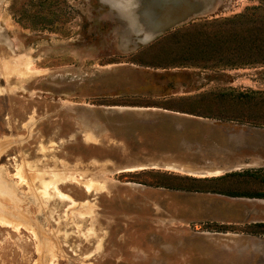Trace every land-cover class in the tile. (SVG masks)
I'll use <instances>...</instances> for the list:
<instances>
[{
	"label": "rangeland",
	"instance_id": "1",
	"mask_svg": "<svg viewBox=\"0 0 264 264\" xmlns=\"http://www.w3.org/2000/svg\"><path fill=\"white\" fill-rule=\"evenodd\" d=\"M116 2L0 0V264H264V63L181 34L264 0Z\"/></svg>",
	"mask_w": 264,
	"mask_h": 264
},
{
	"label": "trees",
	"instance_id": "2",
	"mask_svg": "<svg viewBox=\"0 0 264 264\" xmlns=\"http://www.w3.org/2000/svg\"><path fill=\"white\" fill-rule=\"evenodd\" d=\"M258 9L261 7H254L251 10ZM248 10L250 9L233 17L197 23L193 29L183 28L181 34L185 39L194 37V42L189 45L197 51L210 50L220 55L218 59L224 55L230 68L264 63V10L258 16L255 13H248ZM205 25L216 26L207 37L203 36L204 31L198 29L199 26ZM192 30H195L194 35L187 33ZM173 36V33L168 34L167 39Z\"/></svg>",
	"mask_w": 264,
	"mask_h": 264
},
{
	"label": "water",
	"instance_id": "3",
	"mask_svg": "<svg viewBox=\"0 0 264 264\" xmlns=\"http://www.w3.org/2000/svg\"><path fill=\"white\" fill-rule=\"evenodd\" d=\"M143 0H117L115 3L116 6H119L122 12H124L131 22L136 24L140 20V25H142L143 30L146 32V37L150 38L153 36L158 30L159 25L155 23L156 15L148 8L144 10L136 11V7ZM153 2H159L160 0H150ZM174 2H180L181 0H173ZM143 15H146L148 18H143ZM134 24V25H135Z\"/></svg>",
	"mask_w": 264,
	"mask_h": 264
},
{
	"label": "crops",
	"instance_id": "4",
	"mask_svg": "<svg viewBox=\"0 0 264 264\" xmlns=\"http://www.w3.org/2000/svg\"><path fill=\"white\" fill-rule=\"evenodd\" d=\"M215 171H221L220 173L218 174H214V175H211L210 172H215ZM209 174H205V173H201L200 175H206V176H217V175H220L223 173L222 169H216V170H212V171H208Z\"/></svg>",
	"mask_w": 264,
	"mask_h": 264
},
{
	"label": "bare ground",
	"instance_id": "5",
	"mask_svg": "<svg viewBox=\"0 0 264 264\" xmlns=\"http://www.w3.org/2000/svg\"><path fill=\"white\" fill-rule=\"evenodd\" d=\"M1 144V143H0ZM32 172V171H31ZM6 192V191H5ZM9 194V193H8ZM21 216V215H20ZM3 217V216H2ZM5 222V221H4ZM6 223V222H5Z\"/></svg>",
	"mask_w": 264,
	"mask_h": 264
}]
</instances>
